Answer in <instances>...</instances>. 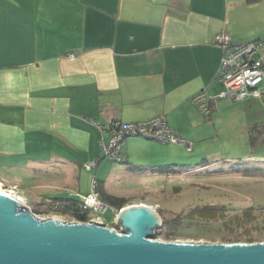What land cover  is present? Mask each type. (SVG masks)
Segmentation results:
<instances>
[{"label": "crops", "instance_id": "obj_1", "mask_svg": "<svg viewBox=\"0 0 264 264\" xmlns=\"http://www.w3.org/2000/svg\"><path fill=\"white\" fill-rule=\"evenodd\" d=\"M222 31L235 43L264 40V0H0V182L34 187L19 181L42 171L28 164L62 165L84 194V165L100 164L111 137L91 119L164 116L184 137L198 136L223 101ZM201 92L213 96L209 113L191 101ZM179 149L129 137L121 154L155 167L179 161Z\"/></svg>", "mask_w": 264, "mask_h": 264}, {"label": "rangeland", "instance_id": "obj_2", "mask_svg": "<svg viewBox=\"0 0 264 264\" xmlns=\"http://www.w3.org/2000/svg\"><path fill=\"white\" fill-rule=\"evenodd\" d=\"M222 100L216 117L212 120L207 118L205 124L197 125L198 136L187 138L172 128L191 146L188 150L185 143H169V146L180 147L182 156L179 161H167L162 166L152 167V164H148L136 168L137 166L130 163L105 157L102 149L98 167L92 171L84 168L83 195L92 191V183L96 179L104 193L125 198V206L144 204L156 210L162 218V225L167 224L166 228L170 224L167 221L176 216L185 218L192 208L224 207L229 210L228 220H233L251 209L255 216L251 222H189L179 225L181 235L177 238H159L160 228L154 232L152 238L181 242H225L222 241L223 238H230L240 240L232 242H247L245 238L250 236L258 240L254 242H264V104L248 101L249 99ZM251 135L255 142H252ZM28 166L42 171L32 172L31 179L19 181L36 186L20 189L17 187L11 195L20 198L41 219L77 221L69 215L39 211L41 208L45 209L52 199L68 197L69 193L72 196L77 195L74 190L78 189V184L70 173V177L66 176V168L62 165L55 166L56 168L39 164ZM61 169L64 175L58 173ZM0 183L2 188L12 187ZM61 185H69L70 188L65 190ZM87 187L90 188L84 190ZM40 204L41 208L37 209L36 206ZM90 218L120 230L116 224V214L110 210L93 213Z\"/></svg>", "mask_w": 264, "mask_h": 264}, {"label": "water", "instance_id": "obj_3", "mask_svg": "<svg viewBox=\"0 0 264 264\" xmlns=\"http://www.w3.org/2000/svg\"><path fill=\"white\" fill-rule=\"evenodd\" d=\"M100 222L41 219L0 190V264H264V242H181L152 238L160 214L144 204Z\"/></svg>", "mask_w": 264, "mask_h": 264}, {"label": "built area", "instance_id": "obj_4", "mask_svg": "<svg viewBox=\"0 0 264 264\" xmlns=\"http://www.w3.org/2000/svg\"><path fill=\"white\" fill-rule=\"evenodd\" d=\"M216 44L223 49L218 79L220 80L223 91L217 95L221 99H231L233 101H243L246 99H260L264 97V54L262 48L264 40H255L245 43H235L231 40L228 32L222 31L216 36ZM213 96L201 92L193 96L192 101L198 103L199 108L204 113H209L208 102ZM102 134L105 131L111 133L108 142L102 141V149L105 157L113 161L124 162L127 159L121 154L122 144L129 137H142L160 141L163 143H185L188 150L191 149L189 143L180 137L166 122L164 116H156L152 119L123 123L120 121H111L104 125L95 120H90ZM98 160L87 162L84 166L86 170H92L98 167ZM98 183L94 179L92 191L87 195H77L80 199V206L83 210H91L92 214L100 212H111L117 214L120 210L115 209L110 204L104 202L97 189ZM17 186L11 188L4 187L3 191L12 194ZM99 222L96 219L86 221ZM104 224L103 222H100ZM106 227L113 229L112 227ZM116 230V229H115ZM120 232V230H116Z\"/></svg>", "mask_w": 264, "mask_h": 264}, {"label": "trees", "instance_id": "obj_5", "mask_svg": "<svg viewBox=\"0 0 264 264\" xmlns=\"http://www.w3.org/2000/svg\"><path fill=\"white\" fill-rule=\"evenodd\" d=\"M261 0H246V3H256ZM263 98V97H262ZM252 136V135H251ZM252 142L256 141L254 136L250 137ZM128 163V160L124 161ZM101 199L113 206L115 209L120 210L121 208L125 207L127 204V200L123 197L113 196L104 193L103 190L99 191ZM80 199L77 196H68V197H60L52 199L49 202V205L44 209L41 208V204L37 205V209H40V212H47L52 214H62V215H69L73 219L77 221L86 222L90 219L92 211L91 210H83L80 206ZM44 209V210H43ZM229 215V210L224 207H217V206H208L203 208H192L189 212L186 213L185 218L183 216H176L173 219H170L168 224V228H166L167 224H164L160 227L158 231V237L163 239H174L180 234L179 225L194 222L195 224H210L217 221H221L222 223L228 224L230 221L238 222V221H254L255 216L251 209H247L242 215L236 216L233 220H228L227 217ZM264 224V219L262 220ZM171 229L172 231H169ZM247 242H254L258 241L255 238L248 236L245 238ZM222 241L225 242H232V241H240L237 239H230V238H223Z\"/></svg>", "mask_w": 264, "mask_h": 264}, {"label": "bare ground", "instance_id": "obj_6", "mask_svg": "<svg viewBox=\"0 0 264 264\" xmlns=\"http://www.w3.org/2000/svg\"><path fill=\"white\" fill-rule=\"evenodd\" d=\"M0 190H3L2 185L0 184ZM18 200L22 201L20 198H17Z\"/></svg>", "mask_w": 264, "mask_h": 264}]
</instances>
